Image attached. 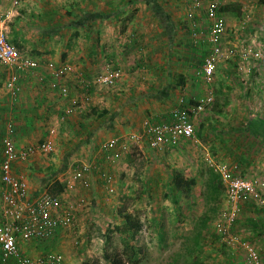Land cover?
<instances>
[{
  "label": "rangeland",
  "instance_id": "obj_1",
  "mask_svg": "<svg viewBox=\"0 0 264 264\" xmlns=\"http://www.w3.org/2000/svg\"><path fill=\"white\" fill-rule=\"evenodd\" d=\"M148 1L143 0L147 4ZM153 1L160 3L156 7L150 3L154 14L158 17L170 14L175 22L176 28L172 26V34L167 33L173 37L172 46L168 39L158 44L163 56L172 48L181 66L173 69L172 84L178 82L182 70L186 72L189 82L185 89L182 86L174 88L172 99L165 106L161 104L164 111L169 113L182 105L191 106L210 96L214 103L206 105L194 119L195 137L184 140L174 151L161 153L147 145H130L120 160L108 164L110 170L104 168L107 164L100 166V185L92 186L90 182L89 186H84L78 181L85 194L75 198L70 195L68 202L64 201L73 217V224L60 228L45 241L21 243L24 254L34 261H46L54 256L60 259L58 264H105L103 257L106 251H119L135 254L141 259L140 264H246L243 249L232 250L217 235L216 221L225 204V192L217 205L214 219L206 226L201 224V220L205 212L211 214L205 201V185L211 170L220 176L222 184L220 169L228 172L232 178L264 182V143L246 131L251 119H264V69L260 63H246L244 70H239V60H228L217 65L210 82L204 80L198 71L211 50V45L205 41L209 23L203 18L210 0H202V20L200 18L199 21L202 35L197 46L193 44L192 30L188 26L187 4L183 0ZM76 3L80 7L84 0H18L17 4L15 0H0V20L7 21L10 42L16 39V34H12L14 29L24 35L18 49L26 56H33L38 52L37 41H40L43 31H60L73 19L79 21L85 15L80 10L74 13ZM233 3L241 7L239 16L225 9ZM133 12L131 10L130 14ZM221 12L227 24L224 47L251 46L264 53V0H224ZM53 14L60 22L50 17ZM246 17L249 27L242 29L240 24ZM58 23L63 25L58 26ZM156 26L148 28V32H151L147 36L150 38L148 42L164 37L163 32L157 33L161 24ZM58 50L61 53V48ZM48 51L56 53L53 48ZM187 55L191 59L188 66L185 64ZM162 60L164 62L160 69L164 84L170 81L165 69L168 63L164 58ZM145 63L151 65V72L159 70L152 67V62ZM135 67L126 72L131 76L130 83L121 85L118 82L112 89L104 90L86 91L76 87L73 91L80 101L90 93V105L97 103L98 100L93 101L95 96L106 99L103 103L98 102L101 107H106L107 100L113 99L115 103L110 108L114 111L120 106L118 103L143 96L146 92L141 87L151 83L153 73L145 77L138 73L139 66ZM117 70L124 73L122 69ZM119 86L126 90L123 97L117 94L123 91L119 90ZM133 88L135 91H132ZM116 97L119 99L114 100ZM139 169H143L141 175H138ZM173 173H182L188 180L194 179L195 185L189 192L175 191ZM2 195L0 183V202ZM121 211L143 221V230L135 239L109 232L114 226L124 223ZM211 215L213 217L214 214ZM255 221L264 229V206L252 200L241 203L234 230L240 239L248 240L255 247L260 246L258 249L264 253V230L256 229L262 232L256 234ZM107 235H111L109 242H106Z\"/></svg>",
  "mask_w": 264,
  "mask_h": 264
},
{
  "label": "crops",
  "instance_id": "obj_2",
  "mask_svg": "<svg viewBox=\"0 0 264 264\" xmlns=\"http://www.w3.org/2000/svg\"><path fill=\"white\" fill-rule=\"evenodd\" d=\"M150 3L155 7L160 6L159 2L153 0H149L148 4L143 0H84L80 7H77L76 3L74 13L80 10L85 12V15L79 21L73 19L71 23H68V26L65 25L60 31L53 29H51L52 31H43L42 39L37 41V45L40 47L37 48L38 52L33 56L27 55V57L38 61L41 66L22 77L20 81L21 93L17 101H13L6 88L11 73L6 66L0 64V159L2 158V141L10 124L14 129L13 137L18 149L36 146L44 142H50L54 147L53 152L37 153L27 161L16 163L14 166V173L28 184L30 198L45 191L51 192L50 188L56 181L68 185L66 191L59 195L65 202H68L70 195L73 198L75 196L82 197L81 195L85 192L74 178V169L80 161L94 162L96 156H98L97 160L100 158L97 161V170L92 172L93 174L91 173L89 177V184L91 182L92 186H98L101 183L100 176H98L100 166L107 164L104 168L110 170L108 164L114 163L101 159L102 153L98 155L104 142L141 132L144 121L148 119L158 123L170 121L172 110L166 113L162 105L165 106L172 99L173 69L176 67L179 69L181 66L177 63L172 48H169V51L163 56V50L158 47V44H163L162 42L168 39L172 46L173 37L167 33L171 32L172 34V26L176 27L170 14L167 13L170 16L169 20L165 19L166 14L163 17H158L150 9ZM131 10L134 11L132 14H130ZM86 11H90V13H86ZM200 15V11H197L193 21L187 16L188 26L192 33L193 25L196 23L199 30L201 28ZM50 17L53 20L56 18L55 21L60 22L55 14ZM203 18L206 20L205 14H203ZM61 24L58 23V26L63 25ZM159 24L161 27L158 28L157 33L163 32L164 37L153 38L148 42L147 40L150 38L147 36L151 34L148 32V28ZM63 29L66 32L60 33L64 31ZM12 34H16L17 41L22 43L23 37L21 36L24 35L20 31L14 29ZM152 36L154 37V35ZM57 47L61 48V53ZM52 48L56 50V53L48 51ZM162 58L168 63L165 69H167V79L170 81L164 84L160 69L164 62ZM187 58L185 64L188 66L191 59ZM140 59L143 61L139 62ZM144 60L152 62V67H158L159 70L151 72V65L146 64ZM49 63H53L56 67L60 64L69 65L72 71L62 78H56L53 71L48 68L47 64ZM137 65L139 66L138 73L141 72L142 76L148 77L150 72L153 73L151 83L146 87H141L146 92L143 96L118 103L120 106L116 107L117 109L114 111L110 108L115 103L113 99L107 100L106 107H101L98 102L103 103L105 98L99 99L95 96L93 101L98 100L97 103L90 105L92 101L90 93L86 94L85 100L80 101L74 92L76 87L86 91L110 89L98 87L88 89L83 84V80H93L95 76L107 69H122L124 73H122L123 78L118 81L119 84L130 83L131 76L126 72L134 70ZM180 73L186 79V84L182 86L185 89L189 84L188 77L185 71L182 70ZM54 83L66 87L69 94L65 96L58 87L53 88ZM160 84L163 85L158 87ZM119 90L123 91L117 94L123 97L126 90L122 87ZM132 91L135 89L133 88ZM73 94L76 96H72ZM118 99L116 97L114 100ZM90 108H95L99 112L108 110L109 113L101 117L89 116ZM78 110L80 111L78 112ZM0 183L3 189L1 178ZM253 223L256 227L254 232L260 235L261 230H264L263 227L256 221ZM253 246L255 247V245ZM255 248L258 249L260 246L256 245ZM260 253L264 257V253L261 251Z\"/></svg>",
  "mask_w": 264,
  "mask_h": 264
},
{
  "label": "built area",
  "instance_id": "obj_3",
  "mask_svg": "<svg viewBox=\"0 0 264 264\" xmlns=\"http://www.w3.org/2000/svg\"><path fill=\"white\" fill-rule=\"evenodd\" d=\"M18 0H15L17 4ZM187 4V16L195 20L197 11L202 8V0H184ZM224 0H210L205 18L209 23V33L205 41L211 45V50L206 56L198 74L204 80L211 81L216 72L217 65L223 61L239 60V70H244L246 63H260L264 69V53L254 47L236 46L224 47L223 39L226 34L227 24L222 17ZM197 24V23H196ZM193 25V43L197 46L201 40V29ZM242 29L249 27L247 17L240 24ZM9 27L6 19L0 20V64L7 67L11 75L6 83V88L13 101H17L21 93V79L31 70L39 69L40 63L31 59L15 47L9 40ZM56 78H62L72 68L69 65L53 63L47 64ZM251 70V68H249ZM122 79V72L107 69L98 74L93 80H83L86 88H111ZM59 88L63 95L69 94L68 89L62 85L53 84ZM91 88V89H92ZM214 103L212 96L203 99L191 106H180L172 110L169 122H154L150 119L144 121L142 131L127 134L122 137L104 142L98 155L101 159L115 162L122 158L123 152L130 145L142 147L147 145L151 149L169 153L184 140L195 137L194 119L206 105ZM14 129L10 124L2 141V158L0 159V178L3 183V195L0 206V264H58L60 259L51 256L46 261H34L24 254L21 243L32 241H45L63 227L73 224V217L68 211L64 200L59 195L49 191L42 192L30 198L28 184L19 178L13 171L16 163L27 161L37 153H50L54 147L50 142L40 143L36 146L18 149L14 140ZM98 156L94 162L80 161L74 169V178L84 186H89V177L97 170ZM223 177L225 204L216 221L217 235L222 243L232 250L243 249L246 264H264L260 252L249 242L242 240L235 232V225L241 211V203L250 200L264 206V182L259 180H245L232 178L228 172L220 169Z\"/></svg>",
  "mask_w": 264,
  "mask_h": 264
},
{
  "label": "trees",
  "instance_id": "obj_4",
  "mask_svg": "<svg viewBox=\"0 0 264 264\" xmlns=\"http://www.w3.org/2000/svg\"><path fill=\"white\" fill-rule=\"evenodd\" d=\"M225 9L230 13L237 14V16H239L241 12L240 5L236 3L227 6ZM165 19L169 20L170 16L165 15ZM11 43L17 48H21V45L19 44L17 39L11 40ZM185 84V77L183 75H179L178 82L173 86V88H176L177 86H184ZM108 113V110H103L102 112H99L95 108H90L88 114L89 116L96 115L98 117H101L106 116ZM246 131L264 143V119H251L246 126ZM142 172L143 169H139L138 175H141ZM210 174L211 175L210 177H208L205 185V201L206 205L208 206V210L211 212V214L214 215L212 217V215L208 213V211L205 212L204 217L201 220V224L203 226H206L207 223L211 222L214 219L215 214L217 213V205L219 204L225 190L221 182L220 176L216 174L213 170H211ZM172 185L174 190L177 192H183L185 190L189 192L191 187L195 185V180L186 179L182 173H173ZM67 188V184L61 183L60 181H56L51 186L50 191L54 195H60L64 193ZM120 214L124 223L122 225L114 226V228L111 229L109 232L114 234L126 235L128 237L130 236L132 239H135L136 235L143 230V221L139 217L131 213L121 211ZM109 240H111V235L106 236V242H109ZM103 258L105 264H140L141 262V259H139L135 254L131 255L127 252L121 253L119 251H106L104 253Z\"/></svg>",
  "mask_w": 264,
  "mask_h": 264
}]
</instances>
